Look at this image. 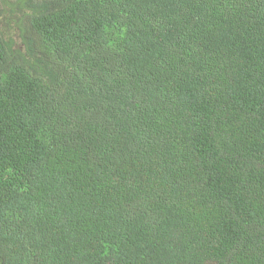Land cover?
<instances>
[{"label": "trees", "instance_id": "1", "mask_svg": "<svg viewBox=\"0 0 264 264\" xmlns=\"http://www.w3.org/2000/svg\"><path fill=\"white\" fill-rule=\"evenodd\" d=\"M0 264H264V0H0Z\"/></svg>", "mask_w": 264, "mask_h": 264}]
</instances>
